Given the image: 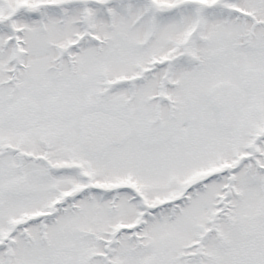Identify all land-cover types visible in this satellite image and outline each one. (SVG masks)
<instances>
[{
  "label": "snow or ice",
  "instance_id": "1",
  "mask_svg": "<svg viewBox=\"0 0 264 264\" xmlns=\"http://www.w3.org/2000/svg\"><path fill=\"white\" fill-rule=\"evenodd\" d=\"M0 264H264V0H0Z\"/></svg>",
  "mask_w": 264,
  "mask_h": 264
}]
</instances>
